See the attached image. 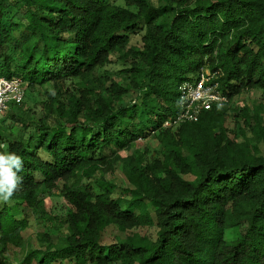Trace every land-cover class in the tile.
Returning a JSON list of instances; mask_svg holds the SVG:
<instances>
[{
	"label": "trees",
	"instance_id": "1",
	"mask_svg": "<svg viewBox=\"0 0 264 264\" xmlns=\"http://www.w3.org/2000/svg\"><path fill=\"white\" fill-rule=\"evenodd\" d=\"M203 71L228 101L165 126ZM0 75L57 90L37 121L14 114L25 131L0 147L24 161L0 202V257L32 215L39 247L20 264H264V0H0ZM74 78L87 83L66 103ZM252 90L263 101L234 112ZM147 138L152 157L120 155ZM118 163L123 186L104 178ZM54 190L65 213L46 211ZM109 226L125 237L106 246Z\"/></svg>",
	"mask_w": 264,
	"mask_h": 264
},
{
	"label": "rangeland",
	"instance_id": "2",
	"mask_svg": "<svg viewBox=\"0 0 264 264\" xmlns=\"http://www.w3.org/2000/svg\"><path fill=\"white\" fill-rule=\"evenodd\" d=\"M120 3H123L120 1ZM139 38V37H138ZM134 41V40H133ZM113 62L106 65L104 70H107L111 73V77L117 79V70L121 69L123 65L116 57H112ZM103 72V71H100ZM208 72V71H207ZM94 76L97 75L94 73ZM120 81V79H118ZM85 85L87 83L86 80H82L80 78H74L71 80H66L59 83L61 86V100L68 103L69 97L73 94H78L81 88H83V83ZM97 82V80H96ZM133 94V92H131ZM57 96L56 88H53L51 85L42 86H35L34 88H28L26 90V95L24 101L19 105H12L9 107V110L1 117L0 119V146L6 145L7 140H13L16 136L21 134L22 131H25V128L22 126L23 124L20 120H16L13 115L15 114L17 117H30L32 120H38L39 115L41 113L42 103L45 104L46 102H50V96ZM126 96L123 97V101L126 100ZM263 101L262 93L259 90H252L251 92H242L241 94L235 96L231 101V105L237 109L234 112H238L244 106L252 108L253 106L258 105ZM29 108H33V112L29 111ZM233 112V113H234ZM241 119V118H240ZM242 120V119H241ZM52 121L56 124L58 123L55 120V117L52 116ZM63 122V121H62ZM228 125L231 129H235V132L238 133L240 125H243L242 122L235 123L234 119L231 117L228 121ZM245 131L247 132V136L251 137L252 134L248 127H244ZM241 138V137H240ZM253 142V140H252ZM137 145L132 150H122L120 151V155L122 157H126L129 155L135 156L137 154L136 150L139 152H145V156L147 158L152 157L154 152L158 149L157 143L152 140V138L147 139H139ZM4 148V147H1ZM261 149L263 150L262 146ZM264 150L262 151V153ZM113 171H107L104 175L106 180L113 181L114 184L118 186H123L125 182V175H124V168L122 163H118L114 166ZM188 177V176H187ZM189 178V177H188ZM193 178V177H191ZM59 186L62 187V182L59 183ZM45 208L46 211L62 214L65 213L69 208L70 205L67 201L61 196L59 190H54L52 195L45 194ZM31 225L27 227L22 235H23V242L19 246H9L8 251L0 258H5L9 264H20L23 259L25 252L29 249H36L39 247L37 241V233L42 230V224H39L35 219L34 216H30ZM146 229L142 228L141 232H144ZM121 237H125V233L119 231L115 226H109L103 234L102 242L104 245L108 246L113 244L117 241V239ZM56 264V263H52ZM64 264H75L72 261H65ZM89 264V263H88Z\"/></svg>",
	"mask_w": 264,
	"mask_h": 264
},
{
	"label": "built area",
	"instance_id": "3",
	"mask_svg": "<svg viewBox=\"0 0 264 264\" xmlns=\"http://www.w3.org/2000/svg\"><path fill=\"white\" fill-rule=\"evenodd\" d=\"M180 90L179 113L165 121V126L196 121L203 110H209L213 105L223 106L228 101L218 89V83L211 81L207 71H203L197 81L183 84ZM25 95L26 86L20 77L0 75V119L10 106L21 104Z\"/></svg>",
	"mask_w": 264,
	"mask_h": 264
},
{
	"label": "clouds",
	"instance_id": "4",
	"mask_svg": "<svg viewBox=\"0 0 264 264\" xmlns=\"http://www.w3.org/2000/svg\"><path fill=\"white\" fill-rule=\"evenodd\" d=\"M5 147L6 146H0ZM22 157L14 152H0V202L10 203L12 197L20 189L23 177L19 173L23 170Z\"/></svg>",
	"mask_w": 264,
	"mask_h": 264
}]
</instances>
